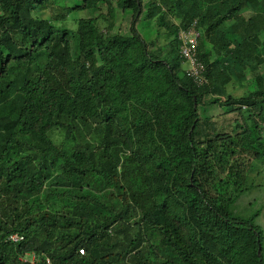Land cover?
<instances>
[{
    "label": "trees",
    "instance_id": "obj_1",
    "mask_svg": "<svg viewBox=\"0 0 264 264\" xmlns=\"http://www.w3.org/2000/svg\"><path fill=\"white\" fill-rule=\"evenodd\" d=\"M47 1L0 0V264H31L21 260L29 253L37 257L34 264H264V229L230 211L254 166L245 171L246 158L264 163L261 78L258 91L238 99L229 95L228 105L237 108L227 113L241 115L230 132L208 131L209 120L199 115L201 106L222 102L232 80L243 84L246 68L256 72L264 62L260 30L235 47L224 30L250 8L249 0H151L147 10L145 0H76L81 5L67 6L61 17L105 1L114 19L116 2L132 12L127 37L104 33L99 19L80 20L75 35L49 20L39 22L32 14ZM145 11V21L159 18L175 36L193 26L200 32L198 61L211 86L186 75L178 39L166 54L149 50L138 30ZM205 43L221 57L218 62ZM145 123L148 129L137 141ZM57 128L87 146L88 135L104 131L101 169L89 147L68 151L55 144L50 133ZM33 137L47 147L32 146ZM118 152H129L145 173L143 198L125 183ZM93 175L113 185L109 195L122 203L112 217L105 202L86 192L97 191L85 185ZM46 183L48 193L74 194L70 213L21 225L4 219V208L18 212L25 195ZM130 211L142 224H119ZM142 228L159 232L166 251L141 250ZM128 231L134 232L130 245L113 253V238ZM13 235L24 239L12 241Z\"/></svg>",
    "mask_w": 264,
    "mask_h": 264
},
{
    "label": "rangeland",
    "instance_id": "obj_2",
    "mask_svg": "<svg viewBox=\"0 0 264 264\" xmlns=\"http://www.w3.org/2000/svg\"><path fill=\"white\" fill-rule=\"evenodd\" d=\"M150 1L151 0H145V10L148 9V3ZM251 3H253L252 8L254 10L256 8L262 9L260 15H255L259 16L255 24L252 26L249 25L250 16L248 12L247 15L242 17L241 21H235L233 24L231 22H227L226 24L227 28L232 29V33H228L229 39L233 42L231 47H235L237 43L244 41L250 33L254 34L259 30L261 31L260 37L262 40H264V1L262 3L261 1L258 2L261 5H258L253 1H251ZM77 5H81V3L76 0H48L46 6L38 12H34L32 17L36 20L38 18L39 22L49 20L51 24L62 26L63 28L68 29L67 31L70 33V35H75L78 22L87 18L99 19V27L104 33L118 34L126 37L130 35L132 17L129 16V11H121L122 9H118L116 2L113 3L114 19L113 17H110L109 4L105 1H101L95 10H87L82 13L71 12L69 13L67 19H61L62 14L66 11L67 6L76 7ZM145 14L146 11L142 15L144 23L141 25L138 24V30L140 27V30L145 37L143 38L148 44L149 50L152 53L156 54L162 52L163 54H166L169 49L170 42L174 41L175 39V33L167 32V28L159 18L153 21H145ZM100 17H104L105 19H101ZM173 22L180 24V20L173 19ZM77 45L78 43L74 42V48ZM205 48L208 52H211L212 61L216 63L221 59L217 52H214L212 45L205 43ZM258 53L264 54L263 48L258 50ZM182 66L185 71L191 67L187 61H184ZM221 69V67L216 68L217 74L222 73ZM244 74L246 76V80L243 84H239L238 82H235V80H232V82L225 87L227 90V96L223 97L220 104H208L199 108L201 121L205 123L209 120L207 123L208 131L211 132L213 129H215L230 132L235 123L241 120V115L239 113H227L237 108V106H229L228 103L230 101L227 99H229V95L238 99L245 96L249 92L258 91L259 85L261 84L260 78L262 80V84L264 85V62L258 65L256 72L251 71L250 68H246ZM180 76L182 77L183 73H181ZM208 85L211 86L210 79ZM207 97L211 98L213 97V94L208 95ZM261 110L264 114V103L261 106ZM133 113L135 112L132 111V114ZM145 125L146 126H142V132L139 136H137V141L142 139L144 132L148 129V124L145 123ZM261 126L264 131V122L261 124ZM154 129L159 130L160 126L155 125ZM77 134L81 135L79 132ZM83 136L87 135L84 134ZM118 136L119 134H117V137L115 136V140L121 141ZM87 137L90 138L88 140L90 146L85 145L84 140L74 141L68 138L66 133L62 131L61 128H57L50 133V138L52 141L59 146H63L68 151H72L73 149H82L84 148L83 146H86V148L89 147V150L91 149L97 154L99 163L98 169L100 170L101 165L106 162V159L103 156V149L107 146L105 141L108 136L104 134L103 131L99 132L96 137L91 135H88ZM112 140L114 141L113 137ZM28 143H31V145L35 147H47L36 137H33L32 140L28 141ZM118 155L121 156L120 167L122 168L125 183L130 187L132 193H136L143 198L147 188L145 173L142 172L140 168H138V163L134 161L129 152H127L126 155L122 154V152H118ZM251 165L254 166L252 171L248 174V180L243 187V192H241L237 199L231 204L230 211L235 217L247 220L249 218H254L255 222L264 229V163L249 156L246 158V161L243 163L242 167H244L246 171ZM88 184L91 187H95L97 191L88 188L86 192H89L91 196L97 197L101 201L105 202L107 207L105 214L107 217H112L114 215L113 212L117 214L122 210V203L116 199H112L109 195L111 191L110 189H113V185L106 184L105 181L99 178L98 175L90 176L85 185ZM49 189L50 183H46L42 187H33L32 193L25 195V199L19 205L18 212H12L13 207H8L1 211L2 216L10 223L21 225L22 223L35 221L37 218L45 214L54 215L57 213H70L75 199L74 194L66 189L56 190L55 194H53L54 190H51L50 193H48ZM0 207H2L1 203ZM123 222L130 223L131 225L137 224L138 222L142 224L139 214L135 213L134 211H130L127 213L126 217H123L119 220V224H122ZM113 230L116 232V226L113 228ZM140 232L144 238L143 241L141 240V250L148 252L150 246H154L158 249L166 251L167 248L162 245V235L159 232H147L144 228H142ZM133 233V231H128L126 234H119L116 236V239L113 238V243L116 246L111 251H114L113 253H115V251L120 252L122 249L128 247L130 245V238L132 239L134 237ZM115 234L117 235L118 233L116 232ZM29 254L30 255H27V257L24 258L23 262L30 263L28 262L30 259V261H34L33 263H35L36 258H34L33 253ZM130 264H132V262Z\"/></svg>",
    "mask_w": 264,
    "mask_h": 264
},
{
    "label": "built area",
    "instance_id": "obj_3",
    "mask_svg": "<svg viewBox=\"0 0 264 264\" xmlns=\"http://www.w3.org/2000/svg\"><path fill=\"white\" fill-rule=\"evenodd\" d=\"M175 39L180 41V53L181 56L187 61L191 67L187 69L186 75L192 78L199 86L208 84V79L205 76V66L198 61V48L200 32L193 26L189 30H181L178 32ZM13 241L23 240V237L13 236ZM82 254L85 253L84 249H81ZM48 264H51L48 260Z\"/></svg>",
    "mask_w": 264,
    "mask_h": 264
},
{
    "label": "crops",
    "instance_id": "obj_4",
    "mask_svg": "<svg viewBox=\"0 0 264 264\" xmlns=\"http://www.w3.org/2000/svg\"><path fill=\"white\" fill-rule=\"evenodd\" d=\"M251 1H253V2H256L258 5H261V4H259L258 2H260L261 1V3L264 1V0H249V2H250V8L249 7H246V8H244L242 11H241V14L237 17V18H235L233 21H231V23L233 24L235 21H241L242 20V17L244 16V15H247V12L249 13V16H250V20L255 16V15H260L261 14V12H262V9H253L252 7H253V3H251ZM119 9V8H118ZM121 10V9H120ZM121 11H123V10H121ZM244 12H245V14H244ZM129 16L131 17L132 16V12H129ZM259 16H255L254 18H258ZM142 23H144V21H143V19H141V22L139 23L140 25L142 24ZM230 23V24H231ZM227 24V23H226ZM139 30H140V27H139ZM224 30H225V32H226V36H227V38H229V34L228 33H232V29L231 28H227V25H225L224 26ZM140 32H141V30H140ZM141 35L144 37V35H143V33L141 32ZM130 36V35H129ZM145 38V37H144ZM210 45H212V44H210Z\"/></svg>",
    "mask_w": 264,
    "mask_h": 264
},
{
    "label": "clouds",
    "instance_id": "obj_5",
    "mask_svg": "<svg viewBox=\"0 0 264 264\" xmlns=\"http://www.w3.org/2000/svg\"><path fill=\"white\" fill-rule=\"evenodd\" d=\"M0 14H2V13H0ZM176 37V36H175ZM262 134H264V133H262ZM13 236H18V237H22V236H19V235H13ZM13 236H11L10 238H12ZM24 239V238H23ZM12 240V239H11ZM13 241V240H12ZM19 241H21V240H19ZM16 242H18V241H16ZM27 255H30V254H27ZM27 255H25L24 257H22L21 258V260L23 261L24 260V258H26L27 257ZM33 256H34V258H37L36 257V255L33 253ZM35 260H37V259H35ZM28 262H30V263H32V264H34L33 262L34 261H30V259L28 260Z\"/></svg>",
    "mask_w": 264,
    "mask_h": 264
}]
</instances>
